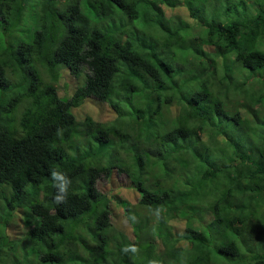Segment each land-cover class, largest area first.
<instances>
[{
  "label": "trees",
  "instance_id": "obj_1",
  "mask_svg": "<svg viewBox=\"0 0 264 264\" xmlns=\"http://www.w3.org/2000/svg\"><path fill=\"white\" fill-rule=\"evenodd\" d=\"M88 99L112 118L79 121ZM114 170L131 239L96 187ZM23 262L264 264V0H0V264Z\"/></svg>",
  "mask_w": 264,
  "mask_h": 264
},
{
  "label": "rangeland",
  "instance_id": "obj_2",
  "mask_svg": "<svg viewBox=\"0 0 264 264\" xmlns=\"http://www.w3.org/2000/svg\"><path fill=\"white\" fill-rule=\"evenodd\" d=\"M166 12V16L167 17H180L182 19L188 20L189 23H191V21L188 18V14L186 13V11L183 9V7H177L174 10H170V9H165ZM61 84H67L69 88L74 89L75 86H77V83L75 81V79L66 71L63 72V80L61 81ZM62 94V91H61ZM74 114L77 116V119L79 121H81L84 118V115L87 114L89 116H91L94 120L98 121V122H106L109 121L112 118V113H111V109L108 107L107 104H103V103H99L96 102L95 100L92 99H88L85 101V103L82 105V107L78 110H74ZM122 153V152H120ZM160 166V168L162 169V164L160 162V165L157 164L155 165V169H157ZM118 167V166H117ZM136 170V167L133 168V171ZM145 175V173L142 174V176ZM124 177L121 175H116L114 172L112 174L111 177L109 178H104L101 177L100 179H98L96 181V186L97 189L104 194H107V196L109 197V199L111 200V224L113 226V229L111 230V233H124L126 235V237H129L131 239V237L133 236V232H132V226L129 224V222L126 220V218L124 217L123 213H122V204L119 203V201L121 200H126L130 203V205H136L137 203V191L132 189L130 186H126L124 185ZM127 185H130V182L126 183ZM182 218L181 216L178 218L179 220L174 221L173 219L168 220V222L165 225H161L162 228V234H161V238L164 239L166 238V234H167V227H172L171 228V235L176 237V239H178V237L181 236V233L184 232V225L186 224L185 219H180ZM158 220L155 219L154 222L151 224H148L145 226L146 229H149L150 227L152 228L154 225L155 227L158 224ZM174 223V225H173ZM25 231V228H23V225L20 221V219H15V222L11 224V226H9L7 228V235L10 238H20L23 233ZM170 235V234H169ZM170 238H172L171 236H169ZM142 243H138L141 246H145L146 244H148L147 241H141ZM184 242L187 243L186 240H183L179 242L180 245L185 244ZM120 256L122 255V252L118 251L117 252ZM136 255V260H140V254L139 253H133ZM164 258H169L168 254L166 253L164 255ZM168 261V260H165ZM182 260H180L181 262ZM26 262H23L22 264H25ZM178 264V263H177ZM180 264V263H179Z\"/></svg>",
  "mask_w": 264,
  "mask_h": 264
},
{
  "label": "clouds",
  "instance_id": "obj_3",
  "mask_svg": "<svg viewBox=\"0 0 264 264\" xmlns=\"http://www.w3.org/2000/svg\"><path fill=\"white\" fill-rule=\"evenodd\" d=\"M59 131L60 130H58V134H59ZM113 172L116 175H118L116 170H114ZM119 175L124 177V180H125L124 181L125 182L124 185L131 187V185H127L126 184L127 182H129L128 178L125 175H122V174H119ZM51 177H52L53 181L56 182V187H57V190H58L57 191V195H56V201L57 202H63V200L65 199V197H66V195L68 193L71 181L67 178V176L63 172L55 170V169L51 170ZM102 194H104V193H102ZM105 195H107V194H105ZM137 197H138V193H137Z\"/></svg>",
  "mask_w": 264,
  "mask_h": 264
}]
</instances>
